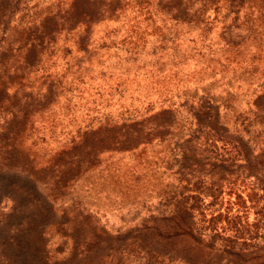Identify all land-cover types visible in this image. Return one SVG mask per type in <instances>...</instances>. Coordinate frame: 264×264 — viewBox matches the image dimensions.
I'll list each match as a JSON object with an SVG mask.
<instances>
[{
  "label": "rangeland",
  "instance_id": "rangeland-1",
  "mask_svg": "<svg viewBox=\"0 0 264 264\" xmlns=\"http://www.w3.org/2000/svg\"><path fill=\"white\" fill-rule=\"evenodd\" d=\"M0 264H264V0H0Z\"/></svg>",
  "mask_w": 264,
  "mask_h": 264
}]
</instances>
